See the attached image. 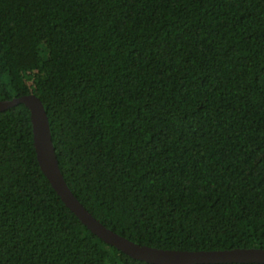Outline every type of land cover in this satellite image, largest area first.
I'll list each match as a JSON object with an SVG mask.
<instances>
[{"label": "trees", "instance_id": "16d2710c", "mask_svg": "<svg viewBox=\"0 0 264 264\" xmlns=\"http://www.w3.org/2000/svg\"><path fill=\"white\" fill-rule=\"evenodd\" d=\"M30 94L110 230L264 249V0H0V101ZM0 264H148L61 200L22 104L0 113Z\"/></svg>", "mask_w": 264, "mask_h": 264}, {"label": "water", "instance_id": "95a60500", "mask_svg": "<svg viewBox=\"0 0 264 264\" xmlns=\"http://www.w3.org/2000/svg\"><path fill=\"white\" fill-rule=\"evenodd\" d=\"M24 105L31 114L38 163L65 205L100 240L134 260L148 264H264V249L236 248L216 251L167 250L136 244L99 222L77 199L60 169L50 121L41 99L34 94L0 101V113Z\"/></svg>", "mask_w": 264, "mask_h": 264}]
</instances>
